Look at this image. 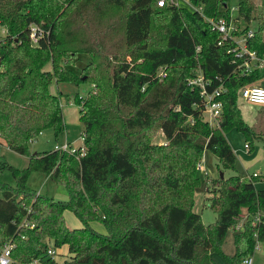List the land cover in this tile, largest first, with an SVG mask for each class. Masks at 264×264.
Returning a JSON list of instances; mask_svg holds the SVG:
<instances>
[{"label": "trees", "instance_id": "obj_1", "mask_svg": "<svg viewBox=\"0 0 264 264\" xmlns=\"http://www.w3.org/2000/svg\"><path fill=\"white\" fill-rule=\"evenodd\" d=\"M189 1L206 17L231 16V0ZM236 8L242 32L254 29L248 46L263 54L264 10L256 12L252 0H237ZM203 15L157 0H0V138L28 155L26 166L12 171L15 185L0 184V249L11 244V263L239 264L256 243L264 253V187L256 185L264 175L213 178V223L204 224L193 210L204 151L217 156L220 171L235 170L226 133L241 132L248 149L263 138L243 119L237 94L247 84H263L264 66L245 73L238 68L233 40L219 45L220 33ZM81 54L88 61L77 72L71 64ZM197 66L209 90L223 89L218 127L202 119V97L189 84ZM53 80L93 84L74 96L82 143L74 153L28 154L27 144L44 129L55 138L65 130L61 98L67 95L50 92ZM156 128L165 144L152 142ZM32 171L62 184L68 200L28 188ZM66 208L83 227L66 225ZM243 209L259 214V221L243 224L227 254L226 235ZM94 220L103 222L106 234L89 226ZM62 245L68 249L62 261L47 254Z\"/></svg>", "mask_w": 264, "mask_h": 264}, {"label": "rangeland", "instance_id": "obj_2", "mask_svg": "<svg viewBox=\"0 0 264 264\" xmlns=\"http://www.w3.org/2000/svg\"><path fill=\"white\" fill-rule=\"evenodd\" d=\"M256 7V12L264 10V0H252ZM181 6L188 5L180 1ZM237 6V0L230 1V7L232 10V14H235V8ZM5 33V30L2 26H0V37H2ZM88 61V56L86 54H81L74 62L71 64L73 69L77 72L85 65ZM54 90H59V92L66 94L67 98L63 96L61 98V107L65 111V119L71 120L72 117H76L77 112L75 107L77 106L74 103V96L78 94L79 96H83L87 93V91L93 87V84L82 82L79 85H72L68 82H59L57 83L53 80L51 82ZM240 103L238 104V102ZM237 100V105L241 107V110L244 114V117L247 115L264 116V106L258 105H244L242 100ZM258 134L262 133L258 131L256 127H253ZM82 132V124H72L67 123L65 126V130L55 138L54 132L51 128L44 129L32 142L27 144V151L29 153H35L37 151H47L53 150L54 145L62 144L67 139L70 142L74 143V146H79L82 143L81 139ZM227 138L231 139L234 147L237 148L238 157L236 159L235 170L224 169L220 171L218 169L219 161L217 156L212 153L210 150H205L202 156V165L205 169V172L208 174L206 179H204L205 172L198 170V177L200 179V186L195 191V204L193 210L201 215L202 221L204 224L213 223L216 219V211L209 207V199L211 196L216 195V188L212 185L213 178L220 176V172L223 173V177H228L230 175H243L244 177L247 173L252 174L253 172H263L264 173V142L253 140V148L252 152L249 154L243 152L244 145V135L241 132H238L236 129L232 128L226 133ZM152 142L158 144H165L166 139L160 129H154L152 134ZM261 150L259 154L260 158L256 162L246 161L248 158L253 157L257 154V152ZM28 155L18 154L12 150H10L4 140L0 138V184H5L13 187L15 185V179L12 174L13 169L21 170L27 164ZM212 177V178H211ZM206 181V184L204 183ZM26 186L31 188L32 190L39 192L42 195H48L53 197L55 200H61L66 202L68 200V193L65 187L62 184H58L52 182L50 179L46 178L45 174L38 171L29 172L26 177ZM215 184V183H214ZM258 187H264L263 183H259ZM65 223L70 228H80L84 226L83 221L69 208H66L63 212ZM241 224L242 219H239ZM89 226L95 229L96 231L106 234V228L102 221L94 220L89 222ZM240 229V228H239ZM238 229H230L226 235V243L223 245V251L228 250V241L231 239ZM68 254V249L66 245H62L56 248L55 258L58 261H62L66 255ZM212 257L221 262V258L217 254H212ZM253 263L252 264H264V253L261 249L254 250L252 254ZM13 264V263H9Z\"/></svg>", "mask_w": 264, "mask_h": 264}, {"label": "built area", "instance_id": "obj_3", "mask_svg": "<svg viewBox=\"0 0 264 264\" xmlns=\"http://www.w3.org/2000/svg\"><path fill=\"white\" fill-rule=\"evenodd\" d=\"M180 1L185 2L191 10L199 12L202 14V6L194 5L189 0H157L158 5H172L176 7H180ZM236 10L235 14H232L229 19L225 17L219 18H210L204 16L205 20L210 24L211 29L216 30L220 33V40L218 44L221 45L224 41L231 39L234 42L233 47L230 49V52L233 54L235 60L238 62V68H240L244 73L250 72L254 69H260L264 66V52L260 54L257 50L252 49L248 46V41L254 35V29L252 26L246 32H242L243 24H240V20L236 18ZM34 30V28H32ZM34 36V34H32ZM35 41V38H33ZM199 47H197V50ZM156 76L158 79L162 80L166 77V70L164 66L158 67L156 71ZM189 84L195 88L199 89V94L202 97V119L206 121L210 126L218 127L219 126V118L222 115L223 103L220 99L221 93L223 89L219 87H212L209 90L210 81L206 80L203 76L202 70L200 67H196L194 70V74L189 78ZM238 100H242L243 102L264 106V85L260 83H251L247 84L238 90L237 94ZM81 135V139H82ZM245 148L248 149L247 143H245ZM55 150L74 153L77 149V146L74 147L70 144V142L65 141L62 144H55ZM83 151V148L81 149ZM198 170L204 171L202 162L200 161L197 165ZM260 174L253 172L248 175L246 179H255L260 178ZM261 179V178H260ZM262 181H264L262 179ZM242 219V222L237 224L236 229L239 230L243 227V224L247 221L251 225H255L259 221V214L255 216H249L248 213L241 214L239 219ZM26 225V223L24 224ZM10 243H4L0 249V264H9L12 262L10 258ZM261 249L260 245L256 243L254 250ZM47 254L53 256L55 254V250L49 248L47 250ZM253 259L252 255L247 256L241 260L239 264H252ZM24 264H38V260L34 259L32 262L24 263Z\"/></svg>", "mask_w": 264, "mask_h": 264}, {"label": "crops", "instance_id": "obj_4", "mask_svg": "<svg viewBox=\"0 0 264 264\" xmlns=\"http://www.w3.org/2000/svg\"><path fill=\"white\" fill-rule=\"evenodd\" d=\"M48 68H49V67H48ZM57 85H58V84H57ZM263 85H264V80H263ZM49 90H50V92L53 93V94L59 92V90H57V91L54 90V88L52 87L51 84H50V86H49ZM238 101H239V100H238ZM242 102H243V101H242ZM239 103H240V101L238 102V104H239ZM243 103H244V105H245V104H246V105L249 104V103H246V102H243ZM249 105H253V104H249ZM239 108H240V110H241L240 105H239ZM75 110H76V112H77L76 117H72L71 120H66V119H65V111L62 109V113H63V122H64L65 126L67 125V123L80 124V122H79V113H78L79 107L76 106V107H75ZM241 114H242L243 119H244V120H245L250 126H252V127H256V128L258 129V131L261 130L260 132L262 133L263 138H262V139H258V141L262 142V144H263V142H264V116L253 115L254 117H251V115H247V117H244V114H243L242 110H241ZM226 139H227V141L229 142L230 146L232 147L234 153L236 154V159H237V157H238V153H237L238 150H237V148L234 147V144H232V141H231L230 137H229V139H228L227 136H226ZM65 141H68V140L65 139ZM68 142H70V141H68ZM70 144H71L72 146H74V143H73V142H70ZM263 145H264V144H263ZM53 147H54V146H53ZM74 147H76V146H74ZM252 148H253V145H251L249 149H246V148H245V142H244V145H243V149H242V150H243V152H246V153L249 154L250 152H252ZM260 153H261V150L259 149V151L257 152L256 155H254L253 157L248 158L246 161H249V162H256V161L260 158V156H259ZM203 168H204V167H203ZM204 172H205V169H204ZM205 173H206V172H205ZM256 173H258V174H260V175H264L263 172H257V171H256ZM206 174H207V173H206ZM248 175H250V174L247 173L244 177H242L243 175H240V176H241V178H246ZM259 183H263V184H264V181L257 182V183H256L257 187H258V184H259ZM246 213H247L246 210L243 209L241 214H246ZM225 243H226V239H225V242H224V246H225ZM228 246H229V249H228V250H224V252L227 253V254H232V253L234 252L233 236H231V239L228 241Z\"/></svg>", "mask_w": 264, "mask_h": 264}, {"label": "water", "instance_id": "obj_5", "mask_svg": "<svg viewBox=\"0 0 264 264\" xmlns=\"http://www.w3.org/2000/svg\"><path fill=\"white\" fill-rule=\"evenodd\" d=\"M220 177H223V173L222 172H220Z\"/></svg>", "mask_w": 264, "mask_h": 264}]
</instances>
